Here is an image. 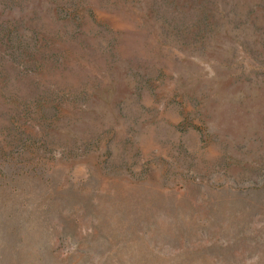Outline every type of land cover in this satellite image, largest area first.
I'll use <instances>...</instances> for the list:
<instances>
[{"label": "rangeland", "instance_id": "374dc122", "mask_svg": "<svg viewBox=\"0 0 264 264\" xmlns=\"http://www.w3.org/2000/svg\"><path fill=\"white\" fill-rule=\"evenodd\" d=\"M0 264H264V0H0Z\"/></svg>", "mask_w": 264, "mask_h": 264}]
</instances>
